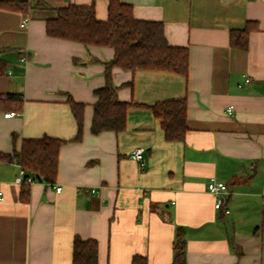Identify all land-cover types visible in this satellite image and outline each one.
Segmentation results:
<instances>
[{"label": "crops", "instance_id": "obj_1", "mask_svg": "<svg viewBox=\"0 0 264 264\" xmlns=\"http://www.w3.org/2000/svg\"><path fill=\"white\" fill-rule=\"evenodd\" d=\"M121 1L188 48L189 72L116 68L118 97L146 106L186 98V138L167 142L151 110L136 106L123 132L92 134L94 92L114 51L50 37L46 23L73 5H93L105 21L109 0H0V95L23 98L0 109V264H73L76 237L97 242L98 264H172L178 228L187 264H264V0ZM248 22L259 31L247 50L233 48L230 32ZM68 96L85 105L82 141L61 147L55 183L34 182L25 202L20 168L6 157L26 139L75 138ZM139 148L143 167L131 158ZM212 178L228 186L230 215L214 207Z\"/></svg>", "mask_w": 264, "mask_h": 264}, {"label": "trees", "instance_id": "obj_2", "mask_svg": "<svg viewBox=\"0 0 264 264\" xmlns=\"http://www.w3.org/2000/svg\"><path fill=\"white\" fill-rule=\"evenodd\" d=\"M14 8L26 10V2H11ZM54 19L47 20L48 36L81 44L85 47H107L114 51L112 60L103 63L105 85L95 90L97 102L94 106L91 132L121 133L126 129L128 111L131 107H146L160 121L167 142H183L188 132L187 99L158 102L152 106L122 102L118 88L113 84V70L118 68L132 74L141 71L177 74L184 78L189 72L188 48L171 46L166 38L164 24L157 21L138 20L133 7L121 0H109L108 18L100 21L95 7L69 6L56 9ZM259 31L258 23L248 22L242 30L230 32L233 48L247 50L251 33ZM4 50L0 48V57ZM1 61V59H0ZM126 86L131 87L132 83ZM22 104L20 94L0 95V109H11L10 103ZM68 104L77 123L75 138L67 141L51 137L26 139L20 151L6 158L13 163L17 159L26 173L25 178L36 182L54 184L57 178L61 147L68 142H81L83 138L85 105L68 96ZM19 110V109H18ZM16 110V111H18ZM17 113V112H16ZM16 136H13V141ZM240 179L232 183L240 182ZM23 200L29 199V185H23ZM172 264H187L186 240L183 228H178L173 246ZM73 264H98V244L94 240L83 241L76 237L73 244ZM132 264H147L145 258L135 257Z\"/></svg>", "mask_w": 264, "mask_h": 264}, {"label": "built area", "instance_id": "obj_3", "mask_svg": "<svg viewBox=\"0 0 264 264\" xmlns=\"http://www.w3.org/2000/svg\"><path fill=\"white\" fill-rule=\"evenodd\" d=\"M24 27V26H23ZM252 82L251 78L246 77L245 78V83L246 84H250ZM229 113L233 112V107L229 108L228 110ZM19 114L16 112H9L7 114H5V118H12L15 116H18ZM145 149L143 148H139L137 150H135L134 152H132L131 154V158L135 161H137L141 167H143L145 165ZM14 163L17 164L20 168L19 171V175L16 179V183L23 185V184H27L29 186H31L34 182H36L33 178H28L26 179V173L23 170V168L19 165L18 161L16 158H14ZM62 188H58L57 192H61ZM207 191L209 193H211L212 195L215 196V209L217 211L222 212L225 215H230L231 214V210L228 206V198L230 196V192L228 189V186L226 183L218 181L215 178H212L207 186ZM89 194L90 195H96L98 196L99 193L96 191V189H91L89 190ZM4 200V195L3 192L0 191V201Z\"/></svg>", "mask_w": 264, "mask_h": 264}]
</instances>
